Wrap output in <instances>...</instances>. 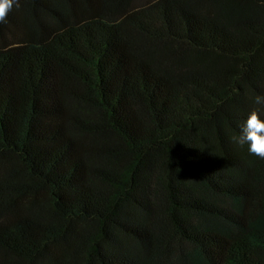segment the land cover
Returning a JSON list of instances; mask_svg holds the SVG:
<instances>
[{"label":"trees","instance_id":"obj_1","mask_svg":"<svg viewBox=\"0 0 264 264\" xmlns=\"http://www.w3.org/2000/svg\"><path fill=\"white\" fill-rule=\"evenodd\" d=\"M0 23V264H264V0H19ZM264 118V114H262Z\"/></svg>","mask_w":264,"mask_h":264},{"label":"clouds","instance_id":"obj_2","mask_svg":"<svg viewBox=\"0 0 264 264\" xmlns=\"http://www.w3.org/2000/svg\"><path fill=\"white\" fill-rule=\"evenodd\" d=\"M19 0H0V23L7 22L8 14L14 9L19 8ZM255 104L264 106V96L257 95ZM264 108H256L248 115L245 122L240 126L234 142L243 147L248 145V151L260 159H264Z\"/></svg>","mask_w":264,"mask_h":264}]
</instances>
